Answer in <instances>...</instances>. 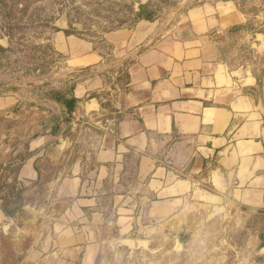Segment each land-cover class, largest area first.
<instances>
[{"label": "crops", "instance_id": "1", "mask_svg": "<svg viewBox=\"0 0 264 264\" xmlns=\"http://www.w3.org/2000/svg\"><path fill=\"white\" fill-rule=\"evenodd\" d=\"M208 9L139 20L98 41L58 32L77 80L66 96L75 109L56 104L49 128L38 127L26 149H10L23 159L25 263L90 264L94 234L110 216L126 238L143 221L164 220L173 203L180 215L192 202L262 212L264 30L250 31V17L230 6ZM232 28L236 39L257 42L255 60L219 48L216 32ZM1 100V111L13 101Z\"/></svg>", "mask_w": 264, "mask_h": 264}, {"label": "rangeland", "instance_id": "2", "mask_svg": "<svg viewBox=\"0 0 264 264\" xmlns=\"http://www.w3.org/2000/svg\"><path fill=\"white\" fill-rule=\"evenodd\" d=\"M142 2H146L143 14L136 10ZM215 6H230L249 16L250 31L264 30V0H0V102L13 100L0 110V209L5 213L0 218V264H27L31 243L30 235L22 239L26 187L16 178L23 159L10 149L20 145L26 149L42 132L38 127L49 128L57 100L70 95L77 82L66 70L58 32L98 41L107 32L132 27L139 20L165 22ZM236 33V28L216 32L219 48L238 62L255 60L257 42L236 39ZM80 120L88 135L95 134L90 118ZM36 207L40 209L39 204ZM180 207L173 203L164 220L143 221L146 227L136 226L126 238L119 234L114 217L102 220L105 226L94 234L97 241L90 264H264L263 210L249 217L235 207H201L192 202L183 206L180 215ZM5 210L16 213L10 217Z\"/></svg>", "mask_w": 264, "mask_h": 264}, {"label": "trees", "instance_id": "3", "mask_svg": "<svg viewBox=\"0 0 264 264\" xmlns=\"http://www.w3.org/2000/svg\"><path fill=\"white\" fill-rule=\"evenodd\" d=\"M143 13H145L144 10L141 12V14H143ZM145 20L151 21L150 18H147ZM57 101H58L59 104H62L64 107H66L68 112L74 111L75 104H76V100L75 99H72L71 101H68V100H66V98L65 99L63 98V99H58ZM5 211H6L7 215L10 216V217L13 216L16 213V211H9V210H5ZM262 247H264V242L262 243Z\"/></svg>", "mask_w": 264, "mask_h": 264}, {"label": "water", "instance_id": "4", "mask_svg": "<svg viewBox=\"0 0 264 264\" xmlns=\"http://www.w3.org/2000/svg\"><path fill=\"white\" fill-rule=\"evenodd\" d=\"M146 8V2H142L140 4H138L136 6V10L138 12H142L143 10H145ZM257 39L259 40V42L262 44V50L264 51V34L263 33H259L257 34ZM5 216V213L2 209H0V218L4 217Z\"/></svg>", "mask_w": 264, "mask_h": 264}, {"label": "built area", "instance_id": "5", "mask_svg": "<svg viewBox=\"0 0 264 264\" xmlns=\"http://www.w3.org/2000/svg\"><path fill=\"white\" fill-rule=\"evenodd\" d=\"M262 224H263L262 233H263V235H264V209H263V220H262Z\"/></svg>", "mask_w": 264, "mask_h": 264}]
</instances>
